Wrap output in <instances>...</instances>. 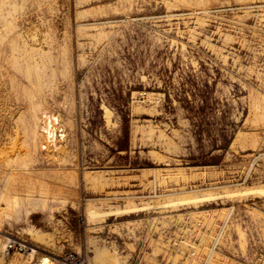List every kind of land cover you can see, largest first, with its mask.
I'll list each match as a JSON object with an SVG mask.
<instances>
[{
    "label": "rangeland",
    "instance_id": "1",
    "mask_svg": "<svg viewBox=\"0 0 264 264\" xmlns=\"http://www.w3.org/2000/svg\"><path fill=\"white\" fill-rule=\"evenodd\" d=\"M0 264H264V0H0Z\"/></svg>",
    "mask_w": 264,
    "mask_h": 264
},
{
    "label": "bare ground",
    "instance_id": "2",
    "mask_svg": "<svg viewBox=\"0 0 264 264\" xmlns=\"http://www.w3.org/2000/svg\"><path fill=\"white\" fill-rule=\"evenodd\" d=\"M47 132H48V131H47ZM48 134H49V133H48ZM48 136H50V134H49ZM250 192H251V191H250ZM252 192L254 193L255 191H252ZM252 192H251V193H252ZM256 192H257V191H256ZM247 193H248V194H251V193H249V192H247ZM253 193H252V194H253ZM238 194H239V193H238ZM244 194H246V193H244ZM244 194L242 193V195H244ZM233 195H234V194H233ZM233 195H231V196H233ZM240 195H241V194H240ZM202 200H205V199H202Z\"/></svg>",
    "mask_w": 264,
    "mask_h": 264
}]
</instances>
